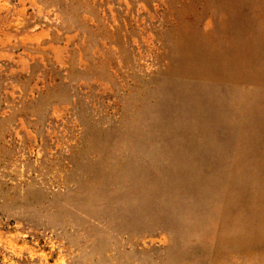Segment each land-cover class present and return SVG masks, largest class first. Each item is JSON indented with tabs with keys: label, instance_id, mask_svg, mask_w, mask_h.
<instances>
[{
	"label": "rangeland",
	"instance_id": "rangeland-1",
	"mask_svg": "<svg viewBox=\"0 0 264 264\" xmlns=\"http://www.w3.org/2000/svg\"><path fill=\"white\" fill-rule=\"evenodd\" d=\"M0 264H264V0H0Z\"/></svg>",
	"mask_w": 264,
	"mask_h": 264
}]
</instances>
